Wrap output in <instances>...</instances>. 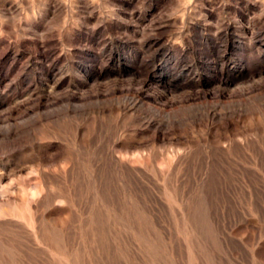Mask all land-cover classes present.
<instances>
[{
  "label": "rangeland",
  "instance_id": "obj_1",
  "mask_svg": "<svg viewBox=\"0 0 264 264\" xmlns=\"http://www.w3.org/2000/svg\"><path fill=\"white\" fill-rule=\"evenodd\" d=\"M216 111L244 117L211 122ZM82 117L96 136L82 143L81 160L94 170L117 140L116 153L134 162L96 168L93 190L81 161L74 198L88 211H80L83 247L73 249V217L55 215L43 233L59 245L44 247L52 255L70 247L73 260L59 249L52 264H240L256 228L264 239V0H0V131L38 120L63 136L71 129L50 121ZM248 127L253 153L205 147L242 142ZM179 156L180 165L168 164ZM251 157L254 166L242 168ZM89 190L94 202L111 200L109 261L104 206L86 203ZM1 241L9 259L0 253V264L46 263Z\"/></svg>",
  "mask_w": 264,
  "mask_h": 264
},
{
  "label": "bare ground",
  "instance_id": "obj_2",
  "mask_svg": "<svg viewBox=\"0 0 264 264\" xmlns=\"http://www.w3.org/2000/svg\"><path fill=\"white\" fill-rule=\"evenodd\" d=\"M243 117L244 116L242 115L241 111H238L232 115H227L225 113H217V111L214 113L212 112L211 114L208 113V115H207L208 120H210L211 122L212 121L214 122L216 120L215 122H218L219 124L223 123L225 121L232 123V124H240V122H242V120H243ZM49 120H51V119H49ZM86 120H88V119H86ZM86 120L83 117L82 118H72V119H65V118H57L56 119L55 118L54 120H51L49 123L51 125L59 126V127L60 126H65V127L67 126V127H69V131L71 129V131L69 133H65V135H63V136H56L55 132L54 133L52 132L53 133L52 135H54L56 137L50 136L51 132L49 133L50 134L49 135L48 134L49 131H47V133H46V131L41 130V127H43V126H42V123H40L38 120H33L27 124L25 123L24 126H22L21 128L7 129V130L0 131V239H2V241L3 240L15 241L16 242L15 244L18 246V248H20L22 251H24L23 254L27 253V255H28V252H30V253H35L36 255L38 254L41 257L43 256L42 258L44 259V261H46V263L44 262L45 264H47V263L52 264L55 260L54 255H57L62 249L63 250L61 252L63 253V255H65L67 257L64 259L65 260L68 259V263L73 258L72 257L73 251H72V248H70V247H69L70 250L67 251V250H64V248H62V249L59 248L60 246H58V248L61 250L59 251V249H58V251L56 252L57 254L55 253L54 255H52L54 253V252L53 253L51 252L52 249L54 248V247H52V245L55 244V249H57V245H59V243H56L54 240L50 239L49 238L50 236L47 237L49 235L48 230L46 231L47 234L46 233L44 234L43 230L46 228L45 224L49 220H51V219L56 220L55 218H57V217L55 215H63L64 214V215H70L69 217H73L74 223L76 224L75 228L77 230L75 229L76 231H74V238H72L73 239L72 246L74 245V248H73L74 250H75V248H76V250H78V248L83 247L84 241L82 242V239H85V238H82L80 236L83 232H80V230H78V229H80L81 225L86 222L85 218H84V215H86V214H84L82 216L81 213H83V211H84L83 207H82V203H80V201L76 200L75 199L76 197L74 198V196H75V194H74V192H75L74 181L77 180V178L76 179H74V178L76 175H79L78 172H79L80 166L82 164L81 161H83V165L85 166L84 169H86L87 171L89 170V173L86 172L85 170L83 171V173L86 172L89 174V175L84 174V176H86V175H87V177H90V175L92 176L91 177L92 179H90V181L87 180V177H85V179H86V181H89V184L91 183L93 190H94L93 187L96 188L97 182H99V184H100V180L94 178L96 176V175L94 176V170L96 168L100 167V170L102 171L101 167L104 166V167H106V169L109 172H110V170H112L113 167L124 168V169L128 170V169L132 168L131 164L134 162L133 160L125 159L123 156H120L118 153H116L115 149L117 150V147H120V145H118L117 140H116V142L115 141L110 142V143L106 142L107 143L106 149L104 150V152L103 151L100 152V154L102 153L101 158L99 157L100 159L96 163L97 167H96V165H94L95 168L93 170V166H92L93 164H91L92 162L89 161V163H88L85 161L86 160L84 158L85 155H83V152L85 150L82 152V148H81L82 143L92 142V141H94L93 136L94 135L96 136V133L93 135L92 132H91V134L88 133L89 131L86 132L87 130L85 129V126H84ZM251 132H252V129L250 127H248L246 130H244L242 132L243 134H241L242 136H244V139H242L243 141L241 140L242 142H239V141L236 142V141L232 140L230 143L228 142L229 144L227 145V147H225V145L221 146V145L215 144V142H213V140H212V142H206L207 144L205 145V147L210 152H213V153L218 152V153H222V154H224L225 152H229L233 148L241 149L245 153L249 149H251V152L252 151L254 152V147L252 146L253 140H252ZM53 140H56L55 142H58L57 145H55V147H52L51 141H53ZM120 140L121 139H119L118 141H120ZM119 144H120V142H119ZM86 145L88 146V144H86ZM100 145H101V143H100ZM51 151H53V152H51ZM86 156H87V152H86ZM88 156L86 158H88ZM82 157L85 160H81ZM184 159H185L184 157L179 156V157H177L175 163L173 161L172 162L168 161V160L167 161H168V164H170L172 166L174 164V166H175L176 164L180 165ZM59 160H62L63 164L62 163L59 164L58 163ZM84 162L88 163V165H86V163L84 164ZM93 162H95V161H93ZM138 162H140V161H138ZM206 162H208V161H206ZM253 163H254V159L251 157V159H249L248 161L246 160L245 162H241L240 165L242 168H244L245 164L253 165ZM26 164H27V166H26ZM51 164H53V166H51ZM104 167H103V169H104ZM81 170H83V169H81ZM100 173H102V172H100ZM103 173H104V171H103ZM80 174H82V173H80ZM132 175H133V173H132ZM8 176H11V178L10 177L8 178ZM98 176H100V175H98ZM80 177H82V176L80 175ZM102 177H100V178L98 177V178L101 179ZM85 179H83V181H85ZM102 179H101V181H103ZM6 180L7 181L9 180V182L5 183ZM86 181H85V184H86ZM100 186H102V185H100ZM100 186H98V188ZM102 189L100 187V191ZM55 190H57V191L55 192ZM93 190L92 191L89 190V191H91V193L89 192V195H87L86 203H87V201L91 200L92 201L91 203H94V205L96 206L95 203H98L100 201V203H99L100 206L102 208L104 206L105 211L102 213L103 214V219H102L103 222L102 223H103V226H105V228H106L105 229V232H106V235H105L106 251H104V253L106 252L105 258L109 261V259L111 257V253H112L111 249H112V245H113L112 241H111V237L113 235L111 233L112 230L110 227L111 226V220H112V218H111L112 213L110 212L111 200H110L109 193H108L107 194L108 198H107V196H105L107 198V199H105L106 201L104 200V202H103L99 199L102 196L101 195V196H99V198L97 197L99 200H96L97 202L96 201L94 202L95 191L93 192ZM97 192H98V190H97ZM103 199L104 198H102V200ZM61 203H65L66 207L60 208L59 205ZM88 206L91 207L90 205H88ZM85 207H87V206H85ZM92 207H93V205H92ZM100 209H99V211L103 210V209H101V210ZM91 210L92 209L89 208V212H91ZM95 210H96V208H94V211ZM80 211H82V212L80 213ZM85 212H88V211L85 210L84 213ZM95 212H93V213L95 214ZM100 213L101 212L96 213V214H100ZM53 216H55V217L53 218ZM63 216H61V217H63ZM92 216H90V217H92ZM98 216L99 215H97V217ZM100 219L98 221H101ZM71 220H72V218H71ZM88 220H89V218H88ZM254 224H255V222L252 221L251 219H247L244 221V225L247 227H255ZM82 228H84V227H82ZM90 228H92V227H90ZM256 229H257L256 231L259 232V233L257 232L258 236H259L258 240H256V243L254 242L255 244L253 246H251L250 248H244V247L241 248L240 264H264V260H263L264 259V239L261 238L262 230L260 228H256ZM87 232H89V230H87ZM68 233H69V231H68ZM45 235H47L46 237L50 239V240L48 239L49 241L46 240V238L44 237ZM60 235H61V233H60ZM65 235L63 234V236H65ZM86 235H87V233H86ZM86 235H85V237H86ZM51 238H53V237H51ZM60 238H61V236H60ZM65 239H66V237H65ZM67 240L68 239H66L65 241L67 242ZM1 245H3V244H1ZM87 245L88 244H86V246ZM44 246H46V247L48 246L49 248H52V249L48 250ZM90 248H91V246H90ZM79 250H81V249H79ZM22 251H20V253ZM78 251H76V252L78 253ZM76 252H74V254ZM87 252H88V250L84 251V253H86V254H87ZM0 253H2L3 258H1V259L3 261H5V259H9V258H7L8 253H7L6 248L1 246ZM77 253H76V256H77ZM91 253H92V251L90 252V254ZM17 255H18V253H17ZM31 255H34V254H31ZM31 255H29V256H31ZM101 257H99V258L101 259ZM21 258H22V256H21ZM78 259L79 258L77 257V262H78ZM81 260H82V263L85 264L84 259H81ZM41 261L43 264V260H41ZM89 262H90V260H89ZM109 264H110V261H109Z\"/></svg>",
  "mask_w": 264,
  "mask_h": 264
}]
</instances>
